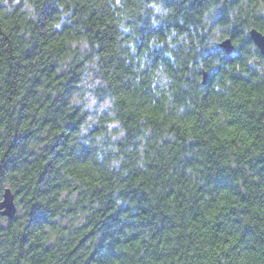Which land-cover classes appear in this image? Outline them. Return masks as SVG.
Segmentation results:
<instances>
[{
  "label": "trees",
  "instance_id": "1",
  "mask_svg": "<svg viewBox=\"0 0 264 264\" xmlns=\"http://www.w3.org/2000/svg\"><path fill=\"white\" fill-rule=\"evenodd\" d=\"M253 28L264 0H0V264H264Z\"/></svg>",
  "mask_w": 264,
  "mask_h": 264
},
{
  "label": "water",
  "instance_id": "2",
  "mask_svg": "<svg viewBox=\"0 0 264 264\" xmlns=\"http://www.w3.org/2000/svg\"><path fill=\"white\" fill-rule=\"evenodd\" d=\"M249 35L254 42V44L258 47L260 52L264 54V33L253 28L249 31ZM220 48H222L226 54H232L235 47L231 40V38H225L219 43ZM208 78L207 72H203V83H206ZM17 212V207L14 201V197L9 189H6L3 194V199L0 200V214L3 216H7L9 219L14 218Z\"/></svg>",
  "mask_w": 264,
  "mask_h": 264
}]
</instances>
